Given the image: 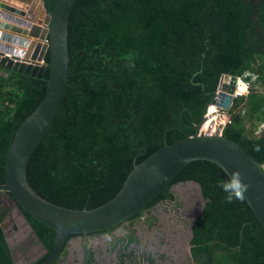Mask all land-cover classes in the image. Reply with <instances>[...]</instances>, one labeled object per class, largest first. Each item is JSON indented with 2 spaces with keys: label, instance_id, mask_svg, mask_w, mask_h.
<instances>
[{
  "label": "trees",
  "instance_id": "16d2710c",
  "mask_svg": "<svg viewBox=\"0 0 264 264\" xmlns=\"http://www.w3.org/2000/svg\"><path fill=\"white\" fill-rule=\"evenodd\" d=\"M57 2L43 0L47 14ZM68 42V89L28 164V182L42 197L75 210L115 199L136 164L167 141L196 133L224 75L261 85L236 102L234 109L241 100L246 105L232 112L224 135L264 165V133L257 135L264 124V0H78ZM45 60L50 63L49 54ZM49 76L48 67L40 78L0 60V184L16 133L44 100ZM228 179L214 162H193L146 210L113 231L129 223L123 241L138 245L136 221L173 201L175 186L194 181L206 205L193 225L192 264H264V227L246 198L226 202L219 182ZM26 215L49 250L36 263L42 264L55 250L57 231ZM1 221L0 264H16ZM80 236L69 238L62 258ZM94 260L91 252L88 264Z\"/></svg>",
  "mask_w": 264,
  "mask_h": 264
},
{
  "label": "water",
  "instance_id": "95a60500",
  "mask_svg": "<svg viewBox=\"0 0 264 264\" xmlns=\"http://www.w3.org/2000/svg\"><path fill=\"white\" fill-rule=\"evenodd\" d=\"M77 1L58 0L52 14H47L45 19L38 22L31 21V18H34L32 11H24L0 1V58L7 59L10 64L15 63V67L40 78L46 67L50 70L45 98L18 129L7 157L6 181L5 184H0V193L3 195L0 205L6 199L11 201L10 206L14 205L17 211L14 210L16 214H12L14 221L8 222L12 224L11 228L7 223L1 225L12 248L16 264L21 262L36 264L49 253L26 212L57 231L55 250L42 263L55 264L62 257L71 236L81 235L85 247L89 236L94 233L109 231L114 238L112 233L114 228L146 210L188 165L200 160L218 164L229 176L234 172L241 174L243 183L249 185L244 196L264 227V165L243 146L225 135H200V129L207 121L206 114L212 103L208 105L202 121L196 125L193 137L176 144L167 141L161 150L143 163L136 164L119 195L98 208L70 209L49 201L34 190L28 182V164L33 152L58 116L68 89L71 60L68 42L69 21ZM25 13H30L31 18L26 19ZM42 23L47 28H41ZM38 39H49V43L42 44L37 42ZM35 47L38 50L42 48V52H33ZM47 54L50 55L49 64H46L45 60ZM21 57L46 65L20 63ZM223 78L221 82H224ZM238 81L239 78L235 76L234 84L231 87L225 86L224 91L233 94ZM211 95L214 100L216 92ZM231 101L232 98H229L226 102L227 108H230ZM199 186L203 193L202 185ZM193 225L194 223L191 229L192 239ZM19 230L27 237L31 235L32 239L34 237V240L40 243L41 248H44L41 257L24 260L16 256L15 234ZM25 230H28V233ZM88 252L90 253L89 250Z\"/></svg>",
  "mask_w": 264,
  "mask_h": 264
},
{
  "label": "rangeland",
  "instance_id": "374dc122",
  "mask_svg": "<svg viewBox=\"0 0 264 264\" xmlns=\"http://www.w3.org/2000/svg\"><path fill=\"white\" fill-rule=\"evenodd\" d=\"M8 3L39 13L40 20L45 19L47 15L41 0H8ZM253 68L259 71L261 65L254 64ZM245 103L241 100L239 109L237 107L228 112V116L232 119L228 127L234 122L232 112L240 113L239 110L245 107ZM219 123H221L220 118ZM173 192L176 199L172 201V205L164 206L161 203L157 208L148 211L149 213L147 212L142 219L136 221L135 228L140 239L138 245L129 246V241L127 243L123 241L131 234L129 223L114 231V238L109 234L89 236L88 249L95 254L92 264H153L152 260L154 264H192V224L202 213L206 200L201 187L194 182L181 183L173 188ZM147 214L149 216H146ZM178 214L183 219L179 220ZM9 227L11 228L12 224L9 223ZM75 239L81 242L83 238ZM69 248L70 255L67 258H61L59 264H85V261L88 264L90 259L87 258V250L84 247L70 246ZM131 249L134 250L133 254L130 253ZM138 250L139 256L136 253ZM21 264L30 263L21 262Z\"/></svg>",
  "mask_w": 264,
  "mask_h": 264
},
{
  "label": "built area",
  "instance_id": "2783aa9c",
  "mask_svg": "<svg viewBox=\"0 0 264 264\" xmlns=\"http://www.w3.org/2000/svg\"><path fill=\"white\" fill-rule=\"evenodd\" d=\"M11 58V57H10ZM223 81L220 84V87L218 91L216 92V97L214 98L212 105H216L217 107V113H216V120L213 122L210 129L205 130V125L200 129V135H209V136H216L221 135L223 136L225 133L226 128L230 123H232L231 116H228V112L232 111L235 108V104L238 100L243 98H248L253 91V86L255 83L258 84L257 88L261 89V85L259 82H249L246 77H238L239 81L236 83L235 92L232 94L230 92H225L224 88L225 86L231 87L234 82L233 79L235 76H223ZM256 77V80L258 79V76H254L253 79ZM254 80V81H256ZM229 98H232L230 108H227L225 106L226 102ZM217 102V103H215ZM212 105L209 107L206 118L210 117V109L212 108ZM219 118L221 119V123H219ZM264 133V124H262L257 131V135H261Z\"/></svg>",
  "mask_w": 264,
  "mask_h": 264
},
{
  "label": "flooded vegetation",
  "instance_id": "af4514ba",
  "mask_svg": "<svg viewBox=\"0 0 264 264\" xmlns=\"http://www.w3.org/2000/svg\"><path fill=\"white\" fill-rule=\"evenodd\" d=\"M1 197L3 198V195L0 193V202H1ZM2 202H3L2 205H0V218H2L1 225L3 223H7V226H8L9 225L8 224L9 221L10 222L14 221L12 214H16L17 211L15 210V206L14 205L12 207L10 206L11 205V201H8V200L4 199ZM19 214H21V213H19ZM177 216H178L179 220L183 219L180 214H178ZM22 218L23 217H21V219ZM26 232L28 233V230ZM112 233L114 234V231H112ZM24 234L25 233H22L20 230L15 234L16 244L14 246L16 247L15 248V250H16V256L18 258L20 257L21 259H24V260L25 259L33 260L37 256L41 257L42 256V253L44 254V251H42V248L40 246V243L39 242H36V239L34 240V237L32 239L31 235H29L27 237ZM105 234H109L110 235V232L105 233ZM78 238H83V237L80 236ZM80 241L81 242H77L75 246H82L83 245V239H81ZM73 242H74V239L71 240V244ZM89 244L90 243L87 242V247H85V246L84 247L88 249V245ZM133 251L134 250L131 249V252L130 253H132ZM123 253L126 254V251L123 250ZM136 253H138V256H139V250ZM86 255H87V257L89 256V252L88 251H86Z\"/></svg>",
  "mask_w": 264,
  "mask_h": 264
},
{
  "label": "clouds",
  "instance_id": "9594fccd",
  "mask_svg": "<svg viewBox=\"0 0 264 264\" xmlns=\"http://www.w3.org/2000/svg\"><path fill=\"white\" fill-rule=\"evenodd\" d=\"M0 60H5L7 62V64L15 66L14 64H10V61L7 59H1ZM22 59H20V63H22L21 61ZM32 64V63H30ZM47 64V63H46ZM45 63L41 64V65H46ZM34 66H41V65H35ZM19 66V65H18ZM213 101V100H212ZM212 103V102H211ZM212 105V104H211ZM209 109V108H208ZM194 136V135H193ZM192 136V137H193ZM257 150H258V146H257ZM219 187H221L223 189V191L227 194L225 199L226 202L231 203L233 202V200H239V201H243L245 199V192L248 190L249 185L243 183L242 179H241V174L239 172H234L230 174V179L228 180H221L219 182ZM176 199V198H175ZM175 199L173 201H175ZM172 201H166L163 202V204H171ZM172 205V204H171ZM78 238V237H77ZM74 241H77L75 238H73ZM89 241V240H88ZM128 240L125 241V243H127ZM70 245H71V241H70ZM87 246V244H86ZM70 247V246H69ZM81 247H84L83 245ZM85 248V247H84ZM87 251L88 249L85 248ZM70 250V248H69ZM70 255V253H69ZM90 255L91 252L89 253V256L87 258L90 259ZM62 258V257H61ZM87 262H85L86 264Z\"/></svg>",
  "mask_w": 264,
  "mask_h": 264
},
{
  "label": "bare ground",
  "instance_id": "6f19581e",
  "mask_svg": "<svg viewBox=\"0 0 264 264\" xmlns=\"http://www.w3.org/2000/svg\"><path fill=\"white\" fill-rule=\"evenodd\" d=\"M25 17H26V19H30L31 18L30 17V13H25ZM31 21H35V15H34V18H31ZM38 21H39V19L36 20V22H38ZM40 26H41V28H43V27L47 28L43 23ZM37 42H40L42 44H48L49 43V39H47V40L46 39H44V40L38 39ZM34 51H37V52L40 53V52H42V48L38 50L37 47H35L33 49V52ZM21 59H22L21 60L22 62L27 63V64H30V63L35 64V65L43 64V62H38V61H35V60H32V59L28 60V59L22 58V57H21ZM216 113H217V107H216V105H212V108L210 109V117L207 118V121L205 123V130L210 129L212 124H213V122L217 121L215 119L216 118Z\"/></svg>",
  "mask_w": 264,
  "mask_h": 264
},
{
  "label": "crops",
  "instance_id": "0c3cea01",
  "mask_svg": "<svg viewBox=\"0 0 264 264\" xmlns=\"http://www.w3.org/2000/svg\"><path fill=\"white\" fill-rule=\"evenodd\" d=\"M0 1H2V0H0ZM3 2L9 4V3H8V0H7V1H6V0H3ZM9 5H12V6H14V7L20 8V9H22V10H24V11H28L26 8L19 7L18 5H13V4H9ZM32 12L34 13V11H32ZM34 15H35V21L38 20L39 17H40V16H39V13L37 14V13L35 12ZM168 205H171V204H164V206H168ZM155 208H157V207H155ZM155 208H154V209H155ZM148 213H149V212H148ZM151 215H153V214L151 213ZM146 216H149V214H147ZM153 217H154V216H153ZM76 243H77V241H74L70 246H71V247H72V246H75Z\"/></svg>",
  "mask_w": 264,
  "mask_h": 264
}]
</instances>
